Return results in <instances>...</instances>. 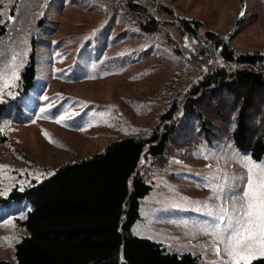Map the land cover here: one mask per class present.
I'll return each instance as SVG.
<instances>
[{"label":"rangeland","instance_id":"rangeland-1","mask_svg":"<svg viewBox=\"0 0 264 264\" xmlns=\"http://www.w3.org/2000/svg\"><path fill=\"white\" fill-rule=\"evenodd\" d=\"M152 1L158 4L135 0L162 22L146 34L140 27L142 16L129 9L127 0H0V29L17 15L10 23L14 29L0 42V70L9 81L4 88L5 77L0 76V103L9 106L0 124V194L91 156L120 137L148 136L172 103L201 82L202 74L231 67L196 38L188 40L180 18L199 21L198 36L204 41L213 34L226 37L239 53H264V0ZM161 4L174 13L165 12ZM23 8L34 14L33 27L20 23L21 18L26 21ZM40 17L47 22L41 30L44 43L37 45V79L25 97L18 91L19 80L12 83V66L20 77ZM83 54L89 56L83 59ZM227 93L198 96L195 106L208 130L182 105L168 151L145 163L152 190L142 199L133 226L134 233L169 250L198 254V264L221 259L211 250L213 237L199 231L211 219L206 212L223 203L210 199L213 192L205 184L219 182L213 177L223 174L245 175L242 158L264 162L231 140L230 127L242 98ZM188 102L186 98L184 104ZM263 108L264 93L259 91L252 119H262ZM66 113L71 119L66 116L58 123ZM20 206L0 210V258L15 259V244L28 233L15 219L23 214Z\"/></svg>","mask_w":264,"mask_h":264},{"label":"trees","instance_id":"trees-1","mask_svg":"<svg viewBox=\"0 0 264 264\" xmlns=\"http://www.w3.org/2000/svg\"><path fill=\"white\" fill-rule=\"evenodd\" d=\"M127 1L129 9L142 16L140 27L144 33H153L161 26L160 19L155 14H150L147 8L139 6L135 0ZM140 1L158 4L152 0ZM161 7L165 12L174 13L168 4H161ZM23 9L26 21L21 18L20 23L33 27L34 14L30 9ZM15 19L16 13L12 20H8V27L0 29V42L4 37L7 38L9 30L14 29L11 26ZM46 25L44 17L34 22L30 39L32 46L20 72L18 86L19 93L25 97L31 94L35 86L39 67L37 45L41 41L44 43L41 30ZM179 27L188 40L196 38L204 45L203 49L210 48V53H217L220 62L231 66L230 70L224 67L202 74L198 80L201 82L192 90L184 91L172 103L148 136L120 137L91 156L68 161L39 180L24 187L14 186L6 195L0 194V210L10 211L21 205L19 211L23 214L15 219L28 232L15 244V259L0 258V264L200 262L198 254L169 250L162 242L133 232L134 223L141 215L142 199L152 190L145 172V163L148 157L151 160L160 158L168 151V145L174 138L179 123L175 116L178 119L182 105L189 115L203 120L204 130H208L202 113L195 104L198 96L209 97L220 90L242 98L240 106H236L237 111L235 110L230 127L231 140L254 160L264 159V108L262 119H252L254 112L251 111L255 95L259 91L264 93V53H239L226 37L213 34H209V42L204 41L203 37L198 36V29L201 27L199 21L180 18ZM24 29L25 27L20 31L24 32ZM88 56L83 54V59ZM186 98L188 104H184ZM10 101H13V97ZM6 102L0 103V124L9 108ZM20 105L17 107L22 108ZM222 118L225 119L226 116L222 115ZM257 122L259 124L256 126ZM251 264H264V258L254 259Z\"/></svg>","mask_w":264,"mask_h":264},{"label":"snow or ice","instance_id":"snow-or-ice-1","mask_svg":"<svg viewBox=\"0 0 264 264\" xmlns=\"http://www.w3.org/2000/svg\"><path fill=\"white\" fill-rule=\"evenodd\" d=\"M0 76L5 77L3 86L7 88L9 81L3 70H0ZM19 78L13 65L12 83ZM66 116L67 113L57 122H63ZM67 118L71 119L70 116ZM241 162L246 169L245 175L232 177L223 174L213 177L219 182L205 184L212 189L210 199L223 201L214 210L206 212L211 219L199 229L213 237L211 250L221 257L213 264H251L254 259L264 258V162L257 163L250 157L242 158ZM203 206L208 207L206 204Z\"/></svg>","mask_w":264,"mask_h":264}]
</instances>
